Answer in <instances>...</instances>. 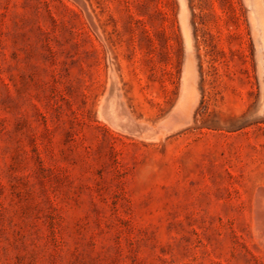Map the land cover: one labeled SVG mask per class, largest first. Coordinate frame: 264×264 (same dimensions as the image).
Instances as JSON below:
<instances>
[{"label":"rangeland","instance_id":"obj_1","mask_svg":"<svg viewBox=\"0 0 264 264\" xmlns=\"http://www.w3.org/2000/svg\"><path fill=\"white\" fill-rule=\"evenodd\" d=\"M263 190L264 0H0V264H264Z\"/></svg>","mask_w":264,"mask_h":264},{"label":"bare ground","instance_id":"obj_2","mask_svg":"<svg viewBox=\"0 0 264 264\" xmlns=\"http://www.w3.org/2000/svg\"><path fill=\"white\" fill-rule=\"evenodd\" d=\"M99 111V110H98ZM126 112V111H125ZM128 112V111H127ZM128 114H129V112H128ZM129 116H130V114H129ZM148 127V126H147ZM261 191V190H260ZM264 191V190H263ZM263 208V207H262ZM262 213V212H261ZM258 222H259V220H258Z\"/></svg>","mask_w":264,"mask_h":264}]
</instances>
